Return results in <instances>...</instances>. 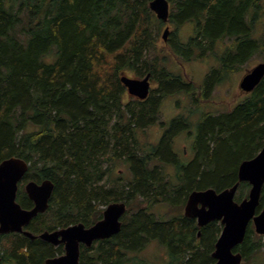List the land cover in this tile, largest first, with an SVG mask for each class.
<instances>
[{
  "label": "trees",
  "instance_id": "obj_1",
  "mask_svg": "<svg viewBox=\"0 0 264 264\" xmlns=\"http://www.w3.org/2000/svg\"><path fill=\"white\" fill-rule=\"evenodd\" d=\"M149 1L0 0V162L17 156L29 163L16 193L23 208L33 206L27 181L54 184L48 208L24 228L38 235L79 222L90 226L101 218V205L126 204L120 231L81 244L79 264H153L136 254L152 240L165 246L167 264H213L222 224L198 226L184 214L186 199L193 190L232 186L240 162L264 144V76L230 111L202 113L189 160L173 148L181 131L191 136L180 114L157 143L139 138L157 123L166 96L187 94L193 111L227 74L253 58L264 61V0H168L166 23L174 28L164 41L169 53L217 59L200 85L165 67L168 57L156 45L163 22ZM187 22L193 33L181 42L177 30ZM121 72L150 73L155 86L144 99L129 95ZM118 161L128 166L126 181L111 176ZM249 187L241 181L235 200ZM160 203L170 216L152 211ZM263 206L264 183L256 211ZM263 238L250 222L233 248L242 255L240 264L264 251ZM3 239L8 245L1 246L0 262L8 264H45L64 252L62 244L22 233L1 235L0 245Z\"/></svg>",
  "mask_w": 264,
  "mask_h": 264
},
{
  "label": "water",
  "instance_id": "obj_2",
  "mask_svg": "<svg viewBox=\"0 0 264 264\" xmlns=\"http://www.w3.org/2000/svg\"><path fill=\"white\" fill-rule=\"evenodd\" d=\"M148 5L157 19L163 23L168 21V0H150ZM169 32V26L165 25L161 33L163 41L167 40ZM263 76L264 61L244 74L239 86L243 91L250 92ZM120 81L129 95L144 99L149 94L150 73L139 78L121 72ZM28 165L26 160L17 156H10L0 162V235L17 232L31 239L38 237L54 246L62 244L64 252L47 258L45 264H79L81 244L90 246L94 241L108 238L120 231L121 217L126 210V204L122 201L106 205L101 218L90 226L79 222L53 231L45 230L38 235L25 229L32 218L48 208L54 187L49 179L27 181L24 189L33 206L23 208L16 200V193ZM237 177V182L220 191L211 187L193 190L184 205V214L194 217L198 226H204L213 220H219L222 224L211 254L215 260L213 264L241 263V253L235 252L233 248L243 241L250 222L255 233L264 235V206L256 211L264 183V144L253 157L240 162ZM241 181L248 182L250 187L247 196L236 201L234 196Z\"/></svg>",
  "mask_w": 264,
  "mask_h": 264
},
{
  "label": "rangeland",
  "instance_id": "obj_3",
  "mask_svg": "<svg viewBox=\"0 0 264 264\" xmlns=\"http://www.w3.org/2000/svg\"><path fill=\"white\" fill-rule=\"evenodd\" d=\"M169 26L170 31H173V27L168 23H162L158 36L156 38V45L163 54L167 55V60L164 63L165 67L175 73L180 74L181 76L187 75L192 79V81L200 85L204 79L205 74L217 64V59L212 55H207L202 58H194L191 60H186L185 58L176 57L168 51L169 48L164 44V41L161 37L162 30L165 25ZM193 24L187 22L182 25L177 30L178 39L182 42L188 40V37L193 33L192 31ZM153 53V51H151ZM259 60L253 58L251 61H248L239 71L232 72L227 74L215 87L210 98L204 100L200 103L199 107L191 111L193 107L190 97L185 93H178L174 95H168L161 100L160 109L158 112V122L149 126L144 131L138 133L139 138L144 141V143H157L163 131L168 127L170 120L180 114L184 116L189 121L191 136L188 135L186 130L181 131L173 139V148L181 155L183 160H189L192 157L191 145L193 141L194 127L197 120L200 118L202 113H212L216 114L219 112L230 111L239 101L246 97L247 92L243 91L240 86V80L244 74L249 72L253 66L257 64ZM126 75L133 76L131 73L126 72ZM155 86L153 81L152 87ZM164 121V122H163ZM160 122L165 123L164 125L159 124ZM183 151V152H182ZM182 152V153H181ZM172 170V169H171ZM170 171V170H169ZM121 175L123 180H127L131 175L128 169V166L122 162L118 161L113 174V178ZM125 180V181H126ZM237 192V191H236ZM101 208L105 206L101 205ZM152 211L160 214L162 213L165 216H170L169 208L164 203L155 204L152 207ZM167 213V215H166ZM1 237V236H0ZM264 241V238H263ZM7 243L2 240L1 246H6ZM264 249V247H263ZM2 252V251H0ZM137 255L147 259V261L153 264H167V251L165 246L159 243L157 240H152L147 245L140 250ZM264 263V251L260 252L256 256L255 261H245L243 264H263ZM0 264H8L6 262H0ZM10 264V263H9Z\"/></svg>",
  "mask_w": 264,
  "mask_h": 264
},
{
  "label": "bare ground",
  "instance_id": "obj_4",
  "mask_svg": "<svg viewBox=\"0 0 264 264\" xmlns=\"http://www.w3.org/2000/svg\"><path fill=\"white\" fill-rule=\"evenodd\" d=\"M0 6H2V5H0ZM4 10V9H3ZM7 16H9V15H7ZM11 22V21H10ZM11 24V23H10ZM9 24V25H10ZM203 24V23H202ZM203 31V30H202ZM129 40V39H128ZM128 42V41H127ZM2 43V42H1ZM9 44V43H8ZM12 44V43H11ZM130 44V43H129ZM5 45H6V43H5ZM126 45V44H125ZM131 46V45H130ZM229 46V45H228ZM129 48V47H128ZM227 48H229V47H227ZM11 52V51H10ZM232 53V52H231ZM230 58V57H229ZM159 62V61H158ZM152 63V62H151ZM151 65V64H150ZM236 66V65H235ZM239 67V66H238ZM243 67V66H242ZM3 71V70H2ZM12 74V73H11ZM4 78V77H3ZM176 79V78H175ZM212 79V78H211ZM180 80V79H179ZM3 82V81H2ZM259 84V83H258ZM261 87V86H260ZM154 89V88H153ZM260 92V91H259ZM2 96V95H1ZM208 96V95H207ZM251 98H252V96H251ZM246 103V102H245ZM248 104V103H247ZM197 106V105H196ZM237 106V105H236ZM66 110V109H65ZM64 110V111H65ZM192 110V109H191ZM75 111H76V109H75ZM93 111V110H92ZM154 111V110H153ZM70 112H71V110H70ZM208 113V112H207ZM151 114V113H150ZM225 114V113H224ZM228 115V114H227ZM209 116V115H208ZM219 117V116H218ZM180 118V117H179ZM96 121V120H95ZM148 122V121H147ZM158 122V121H157ZM164 122V121H163ZM5 124V123H4ZM212 125V124H211ZM175 126V125H174ZM202 127V126H201ZM215 128V127H214ZM3 130V129H2ZM87 130V129H86ZM121 130V129H120ZM88 131V130H87ZM126 132V131H125ZM226 132V131H225ZM3 133V132H2ZM19 133V132H18ZM21 134V133H20ZM18 135V134H17ZM127 135V134H126ZM171 136V135H170ZM227 136V135H226ZM229 136V135H228ZM169 137V136H168ZM230 138V137H229ZM224 139V138H223ZM166 141V140H165ZM167 143V142H166ZM24 144V143H23ZM27 146H28V144H27ZM101 146V145H100ZM161 146V145H160ZM7 147V146H6ZM18 147V146H17ZM162 149V148H161ZM204 151V150H203ZM146 153V152H145ZM25 154H27V153H25ZM176 155V154H175ZM219 156V155H218ZM223 156V155H222ZM242 156V155H241ZM39 157V156H38ZM36 158V157H35ZM62 158V157H61ZM34 162V161H33ZM74 162V161H73ZM31 163V162H30ZM58 164V163H57ZM39 166V165H38ZM41 166V165H40ZM183 166V165H182ZM29 167V166H28ZM59 167V166H58ZM63 167V166H62ZM30 168V167H29ZM28 168V169H29ZM35 168V167H34ZM109 168V167H108ZM157 170V169H156ZM27 173V172H26ZM32 173V172H31ZM30 173V174H31ZM57 174V173H56ZM144 175V174H143ZM37 176V175H36ZM42 177V176H41ZM59 177V176H58ZM39 178V177H38ZM45 179V178H44ZM86 179H88V178H86ZM183 180V179H182ZM27 181V180H26ZM20 182V181H19ZM152 182V181H151ZM160 183V182H159ZM19 186V185H18ZM130 188V187H129ZM19 189V188H18ZM157 189V188H156ZM22 192V191H21ZM119 192V191H118ZM188 194V193H187ZM127 196V195H126ZM151 197V196H150ZM148 199V198H147ZM123 201V200H122ZM24 202V201H23ZM33 204V203H32ZM59 205V204H58ZM95 205V204H94ZM153 205V204H152ZM155 205V204H154ZM53 207V206H52ZM56 209V208H55ZM101 209V208H100ZM103 209V208H102ZM62 212V211H61ZM64 215V214H63ZM125 215V214H124ZM61 216V215H60ZM177 216V215H176ZM68 218V217H67ZM77 220V219H76ZM48 223V222H47ZM195 226V225H194ZM25 229H27V228H25ZM34 233V232H33ZM9 234V233H8ZM13 234V233H12ZM19 234V233H18ZM13 236V235H12ZM31 239V238H30ZM144 245V244H143ZM6 248V247H5ZM86 248H88V247H86ZM12 250V249H11ZM88 252V251H87ZM172 253V252H171ZM48 255V254H47ZM16 257V256H15ZM129 257V256H128ZM7 259V258H6ZM9 259V258H8ZM38 259V258H37ZM28 262H29V260H28ZM30 263V262H29Z\"/></svg>",
  "mask_w": 264,
  "mask_h": 264
},
{
  "label": "flooded vegetation",
  "instance_id": "obj_5",
  "mask_svg": "<svg viewBox=\"0 0 264 264\" xmlns=\"http://www.w3.org/2000/svg\"><path fill=\"white\" fill-rule=\"evenodd\" d=\"M152 85H153V80L150 79V88H152Z\"/></svg>",
  "mask_w": 264,
  "mask_h": 264
}]
</instances>
